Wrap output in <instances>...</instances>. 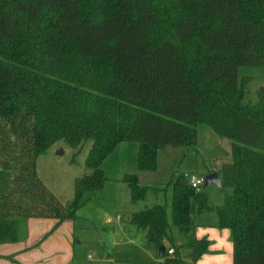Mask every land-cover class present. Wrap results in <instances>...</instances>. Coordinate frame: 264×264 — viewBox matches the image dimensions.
<instances>
[{
	"label": "trees",
	"instance_id": "1",
	"mask_svg": "<svg viewBox=\"0 0 264 264\" xmlns=\"http://www.w3.org/2000/svg\"><path fill=\"white\" fill-rule=\"evenodd\" d=\"M174 2L177 19L157 38L151 0L0 2V244L17 242L19 217L76 220L85 194L109 180L102 165L123 142L139 144L137 172L122 180L131 202L142 201L154 188L140 173L158 170L159 149L194 147L204 123L231 140L232 159L218 171L223 203L211 204L182 174L170 211L156 204L129 222L158 250L166 246L164 262L184 264L209 251L196 218L213 212L231 231L233 263L264 264V89L247 103V77L239 78L242 66H264V0ZM61 141H92L88 172L66 204L37 171Z\"/></svg>",
	"mask_w": 264,
	"mask_h": 264
},
{
	"label": "rangeland",
	"instance_id": "2",
	"mask_svg": "<svg viewBox=\"0 0 264 264\" xmlns=\"http://www.w3.org/2000/svg\"><path fill=\"white\" fill-rule=\"evenodd\" d=\"M151 4L160 12L154 32L157 38L177 19L175 2L151 0ZM188 51L193 57L191 47ZM244 77H247L242 83L246 91L244 101L257 103L259 92L264 89V66L240 67L239 78ZM198 133V143L194 147L166 146L159 150L158 170L146 172L147 176L140 180L154 189L135 204L130 201L128 185L122 178L125 174L137 172L139 144L123 142L124 145L114 150V157L102 165L109 180L102 189L87 192L85 202L78 210L76 228L80 243H77L76 264H172L164 263L159 250H149L152 245L146 240L145 231L136 227L129 230L127 217L132 210L146 209L156 204H166L170 211L173 182L177 177L190 171L206 177L211 170L218 172L225 163L231 161L229 138L218 135L204 123L199 124ZM91 146L92 141L79 148L61 141L38 158L40 178L64 204L74 197L76 178L88 172L85 160ZM206 191L211 204L224 200L226 191L217 184L212 183ZM21 218L24 217H19L18 221ZM173 235L184 243V236L176 228H173ZM187 251V248L181 249L182 254Z\"/></svg>",
	"mask_w": 264,
	"mask_h": 264
},
{
	"label": "crops",
	"instance_id": "3",
	"mask_svg": "<svg viewBox=\"0 0 264 264\" xmlns=\"http://www.w3.org/2000/svg\"><path fill=\"white\" fill-rule=\"evenodd\" d=\"M124 144L121 143L115 151ZM137 150L138 145L135 146V152ZM114 155L113 153L109 156L105 162L112 159ZM147 173H140L141 181L143 177L147 176ZM222 203L223 201L213 205H221ZM131 213L127 217L128 221ZM196 221L198 224L196 237L199 239L207 238L211 244L209 251L198 261L192 262L191 258L185 257L183 259L184 264H234V245L231 240V231L217 226L216 214L213 212L199 214ZM76 227V220H66L58 224L57 220L52 218H21L18 221L19 238L17 242L0 244V256H3L0 259V264H76L77 243H80L77 238ZM133 227L136 226L130 223L129 230L132 231L131 228ZM175 241L177 245L183 244L179 239H175ZM150 249L158 250L154 245ZM190 253L191 250H188L185 254Z\"/></svg>",
	"mask_w": 264,
	"mask_h": 264
},
{
	"label": "built area",
	"instance_id": "4",
	"mask_svg": "<svg viewBox=\"0 0 264 264\" xmlns=\"http://www.w3.org/2000/svg\"><path fill=\"white\" fill-rule=\"evenodd\" d=\"M184 174L188 178L192 187H194L198 192H200L204 189L205 177H202L201 175H199L196 172H188V173H184ZM168 254L170 256H173L174 255V249H170L168 251Z\"/></svg>",
	"mask_w": 264,
	"mask_h": 264
},
{
	"label": "water",
	"instance_id": "5",
	"mask_svg": "<svg viewBox=\"0 0 264 264\" xmlns=\"http://www.w3.org/2000/svg\"><path fill=\"white\" fill-rule=\"evenodd\" d=\"M212 183L217 184L219 187L222 186V180L218 172H211L206 175L204 188L207 189ZM165 250L166 246H162L159 249V255L163 256Z\"/></svg>",
	"mask_w": 264,
	"mask_h": 264
}]
</instances>
